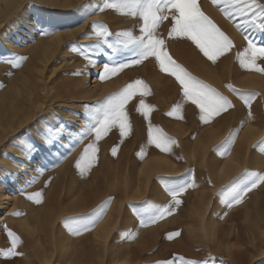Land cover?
Wrapping results in <instances>:
<instances>
[{
    "label": "rangeland",
    "instance_id": "rangeland-1",
    "mask_svg": "<svg viewBox=\"0 0 264 264\" xmlns=\"http://www.w3.org/2000/svg\"><path fill=\"white\" fill-rule=\"evenodd\" d=\"M24 1L22 5H27L28 0ZM261 2L264 3V0ZM83 3L92 5L88 9L90 12L92 8L95 10L102 5L103 0H84L70 11L68 8L47 9L35 5L31 8V21H21V24L13 26L12 39L15 43L12 46H3V37L0 36V52L3 53L0 55V70L12 67L4 61L20 56L18 45L20 48L25 44L16 37L20 29L25 31L24 40L28 45L56 32L67 33L69 30L71 36L65 38L61 45L70 43L68 56L73 57L72 65L65 60L58 61L60 75L55 90L49 96L24 92L2 93L3 88L0 87V116H3V120L9 116L15 117L11 129L12 132L17 129L13 133L9 132V128L1 132L0 251L10 247L5 230L7 226L20 237L22 242L18 244L17 251L23 254L9 257L0 255V263L40 264L38 255L45 253L47 264H63L65 258L61 253L63 250H60L61 240L71 237V251L76 249V253L85 252L89 255L83 264H155L156 261L179 256L200 261L211 256L209 264H264V184L247 193L242 203L231 208L226 207L220 195L229 183L235 187L242 186L246 169L264 174V145L258 144L264 138V73L246 70L236 59V53L247 46L244 38L246 34L258 45H264V33L251 30L242 32L235 26L239 23L238 18H226L212 0H197L201 10L235 45L213 63L186 37L168 38L170 21L161 25L159 34L165 38L166 50L172 58L193 76L228 97L234 105L209 123H203L199 119V109L190 102L184 103L178 114L183 119L167 115L173 105L182 100V93L179 83L173 76L161 72L154 58L129 66L110 79L101 80L105 63L127 62L132 59V53L123 49L117 53L105 46L101 50L103 54L94 56V63L89 65L72 48L95 43L84 38V33L91 32L93 20L103 21L112 32L134 28L136 35H139L141 21L106 10L103 13L96 11V17L90 16L85 22L84 17L88 12L81 10ZM12 18H18V13ZM111 39L115 40V37ZM25 63L26 59L20 64L23 66ZM257 64L264 67V59H258ZM21 65L14 67L6 78L14 81L21 76L29 66L26 65L21 71ZM137 79L145 81L150 89V94L143 98L146 105L154 106L149 113L151 123L174 137L178 143L172 146L170 152H163L155 145L148 144V120L136 111L141 98L137 93L126 106L131 122L130 135L124 137L121 143L118 127L113 128L98 141V159L81 175L75 162L94 136H87L81 143L73 142L72 137L84 127L88 109L97 107L105 96ZM227 84L242 90L245 95L252 92L257 94L251 101L250 109L236 93L226 87ZM20 119L25 124L17 125ZM247 122L254 129L251 138L243 133ZM57 125H66L68 132L60 144L46 147L41 134L46 127ZM230 135L232 140L227 139ZM27 141L33 142L38 149L31 156L22 151ZM116 145L119 147L114 156L111 150ZM142 147L145 148V154L140 155ZM156 155L168 159L171 162L169 164L174 166L169 165L167 171L166 168L155 171L148 180L142 174L144 184L138 189L142 193L137 191L138 196L139 193L142 196L132 197L131 193L137 187L128 185L127 190L124 187L135 177V168L141 166L144 159ZM230 155L236 168L230 174L221 173V179L216 183L214 174ZM171 167L178 168L169 171ZM190 178L194 179L195 186L179 194L182 203L176 206L172 215L155 224H140L142 216L147 218L151 205L162 206L172 202V197L166 191L167 185L184 183ZM37 191L43 193L41 204L28 199V194ZM196 193L202 195L201 201H209L208 207L205 205L201 227V218L192 211L190 222H187L192 210L189 205L193 204V198L200 196ZM8 195H12V201L7 199ZM195 202L192 206L201 205ZM108 213L113 216L110 218L113 225L105 249L94 245L92 236L96 226ZM66 217L77 218L81 224H88L90 230L80 235L72 234L65 223ZM213 219L216 220L215 234L211 235ZM177 231L180 232L179 236L167 238L169 233Z\"/></svg>",
    "mask_w": 264,
    "mask_h": 264
},
{
    "label": "snow or ice",
    "instance_id": "snow-or-ice-1",
    "mask_svg": "<svg viewBox=\"0 0 264 264\" xmlns=\"http://www.w3.org/2000/svg\"><path fill=\"white\" fill-rule=\"evenodd\" d=\"M212 3L220 7L226 18L239 19V23L235 25L238 30L245 33L249 30L264 33V3L261 0H212ZM91 7V4L82 5V9L85 11ZM106 10H113L130 18H138L141 23L139 35H136L134 28L112 32L103 21L93 20L91 32L84 33V38L94 40L95 43L80 48H72V51L82 55L89 65L94 63V56L98 57L103 54L101 50L105 46L117 53L122 49L132 53V59L127 62L105 63L103 75L100 76L101 80L110 79L129 66L139 65L149 58H154L161 72L175 78L182 93V100L174 104L167 115L183 119V116L178 114L181 113L183 104L190 102L199 109L200 121L209 123L214 117L234 107L228 97L203 80L193 76L181 64L177 63L166 50L165 38L159 34L161 25L165 21H170L171 27L168 29V38L186 37L213 63L231 51L235 47L233 41L201 10L197 0H103L102 5L95 9L101 13ZM45 34L48 35L49 33ZM112 37H115V40L111 39ZM244 38L247 46L236 53L237 61L246 70L264 73V67L257 64L258 59H264V45H258L250 35L246 34ZM25 59L27 58L24 56H14L4 62L13 67H19L18 61ZM226 87L236 93L249 109L251 108V101L257 95L255 92L245 95L242 90L236 89L232 84H227ZM137 93L140 94L141 98L136 111L148 120V144L155 145L163 152H170L172 146L178 143L174 137L168 136L159 126H154L151 123L149 113L154 106L146 105L143 98L150 94V89L145 81L137 79L126 84L119 91L105 96L97 107L88 109L84 127L72 137L73 142L81 143L87 136H94V139L84 147L83 152L75 162V167L81 175L89 170L93 166V162L98 159V141L113 128L118 127L121 143L124 137L130 135L131 122L126 106ZM249 115H251V111ZM66 132H68L66 125L46 127L41 138L46 147H53L60 144ZM68 134L71 135V133ZM227 139L232 140V136L230 135ZM258 144L264 145V138ZM118 147L119 145H116L112 148V155L117 154ZM22 151L27 156H31L38 149L33 142L27 141L22 146ZM143 154H145L144 147L141 148L140 152V155ZM242 180V186L235 187L229 183L221 191L220 195L226 207L231 208L242 203L247 193L264 184V174L246 169ZM193 186H195L194 179L191 178L184 183L167 185L166 191L172 197V202L162 206L151 205L147 218L142 216L140 224L142 226L150 223L155 224L166 216L172 215L176 206L182 203L178 198L179 194ZM28 199L41 204L43 193L37 191L28 194ZM99 211L102 212L103 209H99ZM19 214L13 213V215ZM65 223L74 235H80L82 232L90 230L88 224H81L75 217H66ZM5 230L10 240V247L0 251V255L5 257L23 255L17 251L18 244L22 242L20 237L12 230L7 229V226H5ZM179 235V231L172 232L168 234L167 238L173 239ZM211 259L209 256L200 261L179 256L171 260L156 261L155 264H209Z\"/></svg>",
    "mask_w": 264,
    "mask_h": 264
},
{
    "label": "bare ground",
    "instance_id": "bare-ground-1",
    "mask_svg": "<svg viewBox=\"0 0 264 264\" xmlns=\"http://www.w3.org/2000/svg\"><path fill=\"white\" fill-rule=\"evenodd\" d=\"M23 1L24 0H0V36L3 37V40H2V42H4L3 46H10V45L12 46V43H15L14 40L12 39V37H13L12 33L15 30V27H13V26L15 24L20 23L21 21H26V22L31 21L32 20V13H31L32 10H31V8L34 7L35 5H40V6L44 7V8H47V9L48 8H66L67 9L68 8L69 11H70V9L72 7H74L76 4H78L79 2H82L84 0H28L27 5H22ZM83 5H85V4L83 3ZM81 8H82V6H81ZM88 9L90 10V8H88ZM88 9L86 11L85 10L84 11L88 12V13H91V14L87 13L85 15V17H84V21L85 22H86V20L88 21L90 16L91 17H96V15L98 13V12H96L94 10V8H92L90 12H89ZM81 10H83V9H81ZM71 12H72V10H71ZM16 13H18V18H15V19L12 18L14 15H16ZM76 15L77 16L79 15V10H78V12H76ZM25 35H26V33H25V31L23 29H20L18 35H16V37H18V39H20V41L25 43L20 48H19V45H18V52L19 53L18 52L17 53L20 54V56H24V57L27 58L26 59V63L23 66L20 64L23 60L22 61H18V63L22 67L21 71L24 70L26 65H29L28 69L24 70L21 76L17 77L16 80L14 79V81H12V80L7 79L6 77L10 73V71H12V69L14 67L12 66L9 69L8 68H2L0 70V87L3 88V90L1 92L2 93H8V94L24 92V93H29V94L36 93L37 95H40V96H43V97L44 96H49L51 94V92H53L55 90L56 83H57V80H58L59 75H60V72L57 70L58 61L65 60L67 63H69L71 65L73 63V61H72L73 57L72 56H68L69 53H70L68 45L70 43L67 44V45H66V43L64 45H61V42H63V40L65 38H67L68 36H71V32L69 30L67 31V33L63 32V31L56 32L55 34H53L51 36H48L47 38H43V39L37 40V42L32 44V45H28V43L25 42V40H24V36ZM72 36H73V34H72ZM12 40H13V42H12ZM2 54L3 53L0 52V55H2ZM92 94H95V93H92ZM89 95L91 96V92L89 93ZM33 104L34 103H32V105ZM7 106H9V105H6L5 107H7ZM10 106H11V104H10ZM5 109H7V108H5ZM8 110H9V108H8ZM30 116H31V114H30ZM14 118L12 116H9L8 118H5L3 120V116L2 115L0 116V141L3 140L2 137H1L2 136L1 132L2 131L4 133L5 132L4 130H8L7 128H9V132L10 131L12 132L13 129H11V128L14 127L13 124L15 123V119ZM23 120H26V119L24 118ZM17 122H18V123H16L17 125H21V123H24V121H21V119L19 121H17ZM208 128H210V127H208ZM16 130L17 129H14L15 132H16ZM253 130L254 129H252L250 123L247 122V124L243 127L244 136H246L247 138H251L253 136ZM169 163H171V162L168 161V159L163 158V157L158 158V155L152 156L151 158H148L146 160L144 159V161L141 163V166H137V168H135V177L132 179V182L128 183L125 187L124 186L123 187L125 188V190H127L126 188L128 187V185H130L131 187H137V188H135L132 191L131 194H132V197H140V195H141L140 193H142V192L139 191L138 189L140 188V186H142V184H144L143 183L144 180L141 177L142 174H145L146 180H148L149 178H151L150 177L151 174L154 173L157 170H161L162 171L164 168H166L165 170L167 171V168H170L169 165L170 166L172 165V164H169ZM172 166H174V165H172ZM175 168L177 169L178 167H171V169L169 171H171L172 169H175ZM234 168H236V163L234 162L233 157L230 155V157L229 156L226 157L224 159V161L222 162V164L219 165V167L217 169L218 172H216L214 174L215 182L218 181L219 179H221V177H220L221 173L230 174V172H232L234 170ZM137 191L140 192L139 196H138V192ZM144 192H145V190H144ZM200 194H201V192H200ZM199 195L197 194V196H199ZM11 196L12 195H8L7 196V199L9 201L12 198ZM127 198H129V197H127ZM201 198H202V195H200L199 198H197L198 200L196 198H193V200L191 202V204L193 203L192 205H194L195 201L198 202V203L200 202L199 203V204H201L200 206L199 205H197V206H192V205L190 206L189 205V208L192 209V210H190L188 208L190 210V212L192 211L196 216L201 218L199 220L200 227L203 226L202 225V222H203L202 217L205 215L204 212H206L205 211L206 210L205 209L206 208L205 205L207 206V204L209 203V201H205V200L202 199V201H204L203 204H202V201L200 200ZM216 207H218V206H216ZM192 212L189 213L191 215H190L189 221H187V222H190V219H191V216H192ZM187 214H188V212H187ZM187 216L189 217V215H187ZM111 217H113V216L108 213L107 217H105L104 220H102V222L99 223L98 226H96V229L94 230L93 236H92L94 245H96L98 247H101V248L104 247L106 249L107 238H108V236H109V234L111 232V228H112L111 225H113V222L110 219ZM187 222H186V225H187ZM215 223H216V220L213 219L211 221V227H212L211 231H210L211 235L215 234L214 233ZM188 226L190 227L189 224H188ZM191 227H192V224H191ZM60 239H62V238H60ZM60 239H59V241H60ZM217 240H220V239H217ZM72 245L73 244H72L71 237L70 238L69 237H64L61 240L60 250L61 251L63 250V252H61V253L64 254V258H65V262L63 261L64 262L63 264H83V262L85 261V259L89 255L86 254L85 252L76 253V249L71 251L72 250L71 249ZM66 256H68V257H66ZM118 256H119V254H118ZM47 258L48 257H47V255L45 253H41L40 256L38 255V260L40 261V264H45V263L47 264Z\"/></svg>",
    "mask_w": 264,
    "mask_h": 264
}]
</instances>
